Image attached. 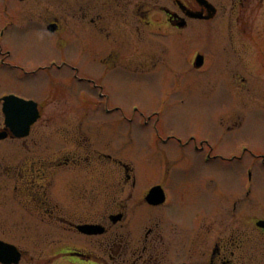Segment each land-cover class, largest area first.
Masks as SVG:
<instances>
[{"label":"flooded vegetation","instance_id":"af4514ba","mask_svg":"<svg viewBox=\"0 0 264 264\" xmlns=\"http://www.w3.org/2000/svg\"><path fill=\"white\" fill-rule=\"evenodd\" d=\"M17 1L0 0V37L38 24L58 45L26 68L6 62L0 41L6 70L38 80L34 92L19 74L18 88L0 80V242L14 251L0 264H264V149L219 152L157 126L192 40L188 72L213 67L218 78L199 82L231 97L221 125L236 130L264 111V0H57L39 14L37 0ZM121 82L149 93L122 104L111 90ZM8 95L27 102L14 100L20 113L5 112ZM7 114L30 119L23 136ZM136 117L153 120L154 134L126 146Z\"/></svg>","mask_w":264,"mask_h":264},{"label":"rangeland","instance_id":"374dc122","mask_svg":"<svg viewBox=\"0 0 264 264\" xmlns=\"http://www.w3.org/2000/svg\"><path fill=\"white\" fill-rule=\"evenodd\" d=\"M37 1L35 13L39 14L46 2L53 4V6H50L51 11L56 12L58 9L56 8L58 5L57 0ZM15 2L19 4L17 0ZM0 41L4 45V48H7L10 52V55L6 57V62L12 64L19 63L26 68L30 66L31 62H41L58 45L56 35L48 34L38 24H34L30 29H19L16 26L10 27L0 37ZM204 41H202L203 43L197 51L204 53L208 60L210 59V54L215 50L209 49ZM193 42V40L184 42L186 45L178 50V63H172L173 73H171L175 81L171 83V88L167 91H162L160 94L162 103L159 107L162 110V114L157 125L160 131L168 134L183 133V135L191 134L199 136L206 140L207 145L205 146H215L219 152H223L224 146L225 148L227 146H231V148L233 146H247V148L254 152H261L264 149V111L254 109V111L249 112L242 126L236 130H227L221 125L220 113L222 111V103H226L229 107L231 97L229 92H227V88L223 85L215 84L214 86L206 87L199 82L205 78H218L217 72H215L213 67L205 71L202 70L201 73L188 72V67L184 65V62L191 56L188 46ZM7 67H4L0 60V80L5 84L3 89L5 87L10 89L14 84H17L14 81L17 74L22 79H26L25 85H29V90L35 88L37 84L35 82L38 81L36 78L28 76L25 70L14 69L11 71L9 67L10 71H8L6 70ZM95 78L99 79L98 76ZM40 84L43 87V84ZM14 87L18 88L20 85ZM260 88L262 92L257 91L256 94L264 96V87L261 86ZM34 90L30 91L34 92ZM111 90L115 101L122 104H126L137 98L144 99L147 96L146 93H149L142 89V92L137 91L126 82L116 83V86H112ZM260 99L262 102L258 104L264 110V97ZM231 112L232 110L226 113L224 120H222L223 123H230L233 118ZM126 124V129L130 133V140H126V146H145L143 142H145L146 138L151 141L150 136L154 134L153 120L149 124H144L142 118L136 117L130 119ZM103 133L105 134V132ZM37 249H40V247H35V253L38 252Z\"/></svg>","mask_w":264,"mask_h":264},{"label":"water","instance_id":"95a60500","mask_svg":"<svg viewBox=\"0 0 264 264\" xmlns=\"http://www.w3.org/2000/svg\"><path fill=\"white\" fill-rule=\"evenodd\" d=\"M6 100H8V99H6ZM24 102V101H23ZM24 104H25V102H24ZM17 109V112L16 113H20V109H18V108H15L14 110H16ZM10 120H12V121H16V120H18V122L20 121V122H22L23 121V119H16V118H14V119H9V118H7V123L9 122V124H10V126H12V124L10 123ZM27 125V124H26ZM19 135V134H18ZM0 138H2V136H0ZM0 249H7V247L6 246H4V245H0Z\"/></svg>","mask_w":264,"mask_h":264}]
</instances>
